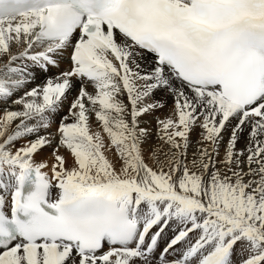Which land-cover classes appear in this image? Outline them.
I'll return each mask as SVG.
<instances>
[{
  "label": "snow or ice",
  "instance_id": "1",
  "mask_svg": "<svg viewBox=\"0 0 264 264\" xmlns=\"http://www.w3.org/2000/svg\"><path fill=\"white\" fill-rule=\"evenodd\" d=\"M0 104V264H264V0H0Z\"/></svg>",
  "mask_w": 264,
  "mask_h": 264
},
{
  "label": "bare ground",
  "instance_id": "2",
  "mask_svg": "<svg viewBox=\"0 0 264 264\" xmlns=\"http://www.w3.org/2000/svg\"><path fill=\"white\" fill-rule=\"evenodd\" d=\"M67 67V63L66 62H61L60 63V66L59 68H51L49 69V71L47 73H39V70H36L37 73H38V78L34 81H32L33 85L32 86H36L37 84L41 83V77H44V76H55L57 75L60 71L64 70L65 68ZM156 93L157 97H159L160 95V98H158V100H161V102L163 103H167V104H170L168 105L166 108L164 107L163 111H166V113L169 111V108L171 107L172 105V99L170 96H167L164 92H161V94H159L158 91L154 92ZM4 107L3 104H0V109H2ZM145 119V118H144ZM194 136V135H193ZM55 145V144H54ZM191 148L189 149V151L191 152ZM47 154V153H46ZM47 156V155H46ZM52 194H55V189L52 190ZM171 236V231L168 230L166 233H164L162 235V237L160 238V244L161 243H164L166 239L170 238ZM163 239V240H162ZM164 241V242H163ZM162 245V244H161Z\"/></svg>",
  "mask_w": 264,
  "mask_h": 264
},
{
  "label": "rangeland",
  "instance_id": "3",
  "mask_svg": "<svg viewBox=\"0 0 264 264\" xmlns=\"http://www.w3.org/2000/svg\"><path fill=\"white\" fill-rule=\"evenodd\" d=\"M33 85V83L31 82L29 85H28V87H33L32 86ZM159 92V94H161V92L162 91H158ZM158 98H160V95H159V97H157V95H156V93H154L153 94V97H152V99L154 100V101H160L161 102V100H158ZM168 105H170V104H167V103H164V107L166 108ZM163 107V108H164ZM163 108H161V109H157L156 110V112L154 113V115H157V116H163V115H165L166 114V111H163L164 109ZM145 118V120H150L151 118L150 117H144ZM194 135V136H193ZM192 139H195V133H193L192 134V137H191ZM55 145L53 144L52 145V147H48V148H45L44 149V151H43V153H42V155L43 156H46V155H48V153H50L51 151H52V148L54 147ZM47 153V154H46ZM37 158H39V157H37ZM55 194H53V196H54ZM170 231H171V229H169ZM163 240V239H162ZM164 242V241H163ZM165 243V242H164ZM164 243H161L162 245L164 244Z\"/></svg>",
  "mask_w": 264,
  "mask_h": 264
}]
</instances>
